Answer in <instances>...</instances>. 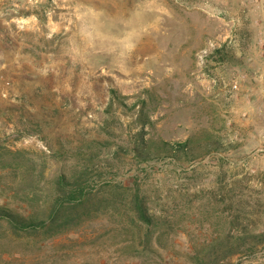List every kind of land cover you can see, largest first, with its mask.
Instances as JSON below:
<instances>
[{
	"label": "rangeland",
	"instance_id": "374dc122",
	"mask_svg": "<svg viewBox=\"0 0 264 264\" xmlns=\"http://www.w3.org/2000/svg\"><path fill=\"white\" fill-rule=\"evenodd\" d=\"M184 141L185 156L159 148ZM5 148L25 151L42 182L85 166L96 191L137 185L155 252L121 249L117 210L96 205L58 234L16 235L0 222V264H189L191 241L219 230L233 207L259 226L264 0H0ZM18 180L0 170V206L27 215L21 190L4 188L28 182ZM238 261L264 264V245Z\"/></svg>",
	"mask_w": 264,
	"mask_h": 264
},
{
	"label": "trees",
	"instance_id": "16d2710c",
	"mask_svg": "<svg viewBox=\"0 0 264 264\" xmlns=\"http://www.w3.org/2000/svg\"><path fill=\"white\" fill-rule=\"evenodd\" d=\"M165 146L177 151L179 155L190 154L188 151V141L178 142L174 146L163 142L160 149H167ZM23 150L4 149L0 151V170L11 171L19 176L16 185L22 186L24 180H28L23 188L14 189V185L8 184L5 189H11L13 194H21L19 199L25 202L29 208L27 215L12 212L0 206V222H4L16 235H37L40 232L58 234L66 228L77 227L82 221L91 216V212L97 210V206H109L117 210L110 215L113 217L115 229L123 234V239L118 242L121 249H128L130 254L139 252H155L152 246L153 217L148 212L147 204L139 187L126 186L121 182H106L94 188L93 182L96 175H91L92 170L87 167L75 171L72 176L65 173L56 175L51 180L40 181L43 178L42 168L36 170V163L25 154ZM89 156L90 153H82ZM82 155V156H83ZM141 155V152L138 154ZM96 156V155H95ZM151 157L146 154L145 159ZM91 158V157H88ZM37 172V173H36ZM47 180V181H46ZM45 182L50 183L47 186ZM29 186L27 192L25 188ZM108 188L98 199L103 188ZM15 190V191H14ZM25 192V193H24ZM43 194L42 202L38 204V196ZM17 196V194L15 195ZM228 205L239 203L233 195L229 197ZM34 205V206H33ZM237 206V205H235ZM229 210L219 230H214L209 238L195 243L191 241V251L189 253V264H238V260L243 256L256 253L264 245V221L259 225H253L249 219H245L239 211V207ZM161 232L157 234L155 243L159 242ZM234 259L236 261L234 262Z\"/></svg>",
	"mask_w": 264,
	"mask_h": 264
}]
</instances>
